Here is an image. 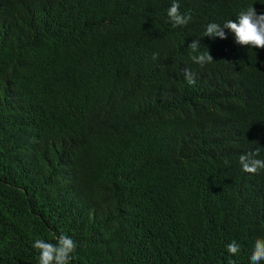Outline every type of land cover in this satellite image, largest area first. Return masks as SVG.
Wrapping results in <instances>:
<instances>
[{
  "label": "trees",
  "instance_id": "trees-1",
  "mask_svg": "<svg viewBox=\"0 0 264 264\" xmlns=\"http://www.w3.org/2000/svg\"><path fill=\"white\" fill-rule=\"evenodd\" d=\"M172 2L0 0V264H39L61 229L71 264H251L264 169L239 157L264 159V49L203 33L264 0H177L181 27Z\"/></svg>",
  "mask_w": 264,
  "mask_h": 264
},
{
  "label": "clouds",
  "instance_id": "clouds-1",
  "mask_svg": "<svg viewBox=\"0 0 264 264\" xmlns=\"http://www.w3.org/2000/svg\"><path fill=\"white\" fill-rule=\"evenodd\" d=\"M167 16L173 27L186 26L192 20L191 12L182 13L180 4L173 0L167 9ZM234 34L235 42L238 45L254 49H264V14H258L254 6H249L238 13L235 20H226L223 24L211 22L207 24L203 37L227 39L226 31ZM191 60L201 67L214 62L210 51L207 48L201 50L200 39H196L189 46ZM158 54L153 55L157 59ZM184 78L191 85L195 83L194 74L185 69ZM260 150L250 151L241 154L239 162L242 170L246 173L256 174L264 169V159L258 158ZM56 242L52 243L42 238H37L32 247L39 252V264H71L73 253L76 251L77 243L61 229L60 234L55 237ZM241 246L233 240L227 245V252L232 256L240 252ZM251 264L264 262V237L257 238L250 255ZM229 264H235L229 260Z\"/></svg>",
  "mask_w": 264,
  "mask_h": 264
}]
</instances>
